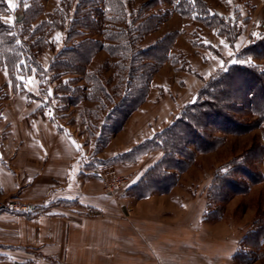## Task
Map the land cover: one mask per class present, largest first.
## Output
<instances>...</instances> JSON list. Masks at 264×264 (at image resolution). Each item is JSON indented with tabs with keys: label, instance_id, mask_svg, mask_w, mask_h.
<instances>
[{
	"label": "rangeland",
	"instance_id": "obj_1",
	"mask_svg": "<svg viewBox=\"0 0 264 264\" xmlns=\"http://www.w3.org/2000/svg\"><path fill=\"white\" fill-rule=\"evenodd\" d=\"M65 1L32 0L33 7L36 8V13L29 15L28 19L32 20L29 23L32 30L52 16L59 19L58 12H54L65 8ZM84 1L73 0L69 21L74 18L80 20L83 15L90 16L96 23L94 27L97 32H93V26H90L89 31V26L76 23L77 28L72 29L78 30L77 35L67 45L87 42V51H96L88 68H101L103 78H113L118 59L110 56L109 52L111 46L118 42L113 36L119 28H124V23L121 25L119 21L106 17L109 7L103 5L104 0H95L90 4L89 0L86 3ZM113 1L116 3V0ZM122 1L126 2L123 4L126 11L142 13L139 17L141 19L154 16L145 28L139 32L137 30L138 34L134 33L141 38V48L156 47L151 55L140 60L156 66L155 72L146 81L148 92L143 103L129 116L120 132L105 141L100 138L101 130L105 129V133L109 134L113 128H117V123L121 120L111 114L118 101L113 105L108 103L99 111L100 119L94 123L96 134L92 136L80 119L79 106L94 108L96 102L85 100L79 106H71L66 100H60L55 95L57 83L50 79L53 76L51 73L45 78V88L48 90L46 94L40 90L41 80L35 70L31 73H18L14 83L8 69L0 63V162H6L13 157L14 150L11 149L15 142L31 140L35 133L39 137L37 132L30 129V125L34 124L33 119L47 118L72 147V160L78 167L76 180L72 177L64 182V186L53 184L55 189L64 191L60 195L63 197L53 202L49 200L47 206L61 207L66 214L77 213L82 218L94 220L96 231L103 235L94 237L95 227L89 228L90 245L94 241L93 243L98 244L102 242L106 248L110 246L114 252V264H136L137 258L144 263L146 254H142L144 245L139 228L158 224L189 225L188 223H194L199 217L202 228L210 232L206 235L202 230L199 235L203 242L208 240L205 245L209 248L220 240H237L236 252L240 249L241 261L234 260L233 257L229 264H264V238L256 242L260 235H264V229L257 227L264 222V124L240 135L215 132L214 137L220 140L216 148L200 153L195 147H190V152L195 153L192 161H187L180 154L175 155V159H183L184 163L176 165L171 161L157 171L169 175L164 187L158 186L161 184L153 185L156 183V175L150 176L153 173L151 170L165 157V144L170 139V134L163 136V133L181 119L184 109L197 100L199 92L211 77L233 63L258 65L264 70V59L245 57L236 60V56L251 41L264 37V0H201L211 13L226 20L224 27H233L232 24L236 22L238 27L233 28L240 35L234 43L228 41L216 28L207 27L195 19L196 15H183V3L179 4V0ZM6 2L9 12L0 14V19L12 26L21 17L24 7L21 8V0ZM78 8L79 12L75 14ZM49 40L52 48H46L38 54V62L44 70L49 69L54 57L65 45L59 31L52 32ZM73 86L89 89L84 80ZM107 115L108 124L105 120ZM238 118L241 122L254 120L244 115ZM42 131L48 133L46 130ZM54 149L50 150L52 155L57 153ZM242 164L263 179L253 184L245 180L248 187L246 193L225 201L218 200L217 195L222 192L220 190L228 194L229 188L224 185L225 182L239 178L240 174L236 169ZM174 166L177 168H173ZM111 174L130 177L128 185L119 191L107 192L102 181ZM146 178L149 182L144 181ZM144 186L147 188L144 189ZM88 196L94 197V207L79 203V197H83L84 201ZM10 199L9 196L0 195V205L15 202ZM12 240H15L13 233L6 229V225H0V242ZM180 242L171 243L169 246L160 243L162 247L174 252L177 264H195V259L201 254H214L208 252L209 248L205 251L203 244L195 245L198 246L195 249H186ZM11 248L13 247L2 248L5 249L3 252L6 254V261H1L0 264H12L9 262L13 261L12 255L8 253ZM169 254L172 255L170 252ZM32 255L33 264H66L53 258L45 259L38 253ZM20 263L24 264V259L15 264ZM151 263V260L145 262Z\"/></svg>",
	"mask_w": 264,
	"mask_h": 264
},
{
	"label": "trees",
	"instance_id": "obj_2",
	"mask_svg": "<svg viewBox=\"0 0 264 264\" xmlns=\"http://www.w3.org/2000/svg\"><path fill=\"white\" fill-rule=\"evenodd\" d=\"M31 1L21 0V8L24 7V9L21 17L15 20L14 25H7L0 19V63L8 69L10 78L14 83H16L15 77L18 73H31L35 70L41 80L40 90L46 94L48 90L45 88V78L51 73L53 76L50 79L57 83L55 95L60 100H66L71 106H79L85 100L96 102L94 108L79 106L81 108L80 119L92 136L96 134L94 123L100 119L99 111L108 103L113 105L118 101L115 104L116 108L111 112L115 118H121L117 123V128H113L109 134L105 133V129L100 132V138L102 137L104 140L114 136L120 132L129 116L143 103L148 92L146 81L156 70V66L140 62L142 58L151 55L156 47L141 48V38L134 35V33L138 34L140 29L145 28L146 24L154 19V16L150 15L141 19L139 17L142 13L126 11L123 7L126 2L122 0H116V3L113 0L112 2L111 0L103 1V5L106 8L109 7L106 17L113 21H119L122 23L121 25L124 23V28H119L113 36V39L118 42L111 46L112 52H109L110 56L118 59L115 65L116 71L113 72L114 77L105 79L102 77L101 70L103 69L90 70L88 68V64L91 63L92 56L96 51L89 53L85 48L87 42L81 41L67 45L72 37L77 35L78 30L72 29V27H76V23L84 27L89 26L87 29L90 31V28L96 24L95 21L86 15H83L80 20L74 18L69 21L74 2L73 0H66L65 8L62 7L61 10L54 12V14L58 12L59 19L52 16L54 18L50 17L51 19L49 18L32 30L29 24L32 20L28 19H30L29 15L36 13V8L33 7ZM179 1V4L183 3V15L188 17L196 15L195 19L207 27L216 28L231 43H234L239 37L240 32L236 33V28H233L238 27L236 22L232 24L233 27H224L226 20L211 13V10L207 9L201 0ZM84 2L86 3L87 0ZM93 2L95 0H89V4ZM97 9L100 10L98 7ZM8 12L6 0H0V14ZM78 12L79 8L75 14ZM96 30L97 28L94 27L93 32L96 33ZM54 31H59L63 35L65 45L56 54L49 69L44 70L38 62V54H41L46 48H52L49 39ZM236 57V60L245 59V57L247 59L252 57L264 59V37L251 41L248 47ZM69 76L72 77L65 78ZM82 80L89 85V89L73 86ZM143 82L144 86L141 85ZM44 90L45 92H43ZM40 109L42 110V107ZM241 115L252 117L254 120L241 122L238 118ZM105 120L108 124V115ZM262 124H264V70L260 66L252 64L233 63L229 65L205 83L197 100L184 109L181 119H178L171 128L163 133V136L170 134V139L165 144L167 150L164 149V160L151 170L153 173H150V176L156 175L154 179L156 183L153 185L161 184L158 185L161 187L166 185L165 182L168 181L169 175L157 173L159 169L164 168L165 164H170L171 161H174L176 165L184 163L182 162L183 159H175V155L180 154L182 158L188 159L187 161H192L195 153L190 152V147H195L196 151L200 153L214 150L220 142L218 138L214 137L215 132L240 135L256 129ZM173 168L177 167L174 166ZM236 171L240 174L239 178L228 179L225 182L224 185L229 188L228 194L224 193V190H220L222 192L218 193V200L225 201L238 194L246 193L248 187L244 183L245 180L253 184L263 179L256 176L250 168L243 164L239 165ZM152 179L153 177L150 178V181ZM144 181L149 182V179L146 178ZM140 186H138L139 189ZM146 186L144 189L147 188ZM209 215H211V211ZM205 219L207 221L208 216ZM257 227L264 229V222ZM263 238L264 235H260L256 242L258 243ZM240 256L239 249L234 260L241 261L242 256Z\"/></svg>",
	"mask_w": 264,
	"mask_h": 264
},
{
	"label": "crops",
	"instance_id": "obj_3",
	"mask_svg": "<svg viewBox=\"0 0 264 264\" xmlns=\"http://www.w3.org/2000/svg\"><path fill=\"white\" fill-rule=\"evenodd\" d=\"M33 122L30 129L37 132L39 137L35 133V136H31V140L15 142L11 149L14 150L13 157L6 162H0V195L9 196L12 201H15L13 203L26 206L29 211L25 214L0 213V225H6V229L15 237V240L10 242H0V262L6 261V254L3 252L5 249L2 248L13 247L11 251L6 250L12 255L13 261L7 260L12 264L21 259H24V264H33V253L41 254L45 259L53 258L59 263L66 262V264H81L82 262L84 264H114V252L111 251L110 246L106 248L102 242L98 244L96 241L90 245L92 226L95 227L94 237L103 235L102 232L96 231L97 225L94 220L82 218L77 213L66 214L61 207L49 208L47 206L49 200L53 202L63 197L60 195L64 191L55 189L53 184L64 186V182L71 180L72 177L76 180L78 167L72 160L74 158L72 147L63 135L58 134L51 121L41 117L33 119ZM42 130L48 133L45 134ZM53 148L57 152H54L55 155L50 152ZM82 198H78L82 205L94 207L96 204L93 196L86 197L84 201ZM199 218L194 223H188L189 225L181 223V226L176 224L160 226L161 224H158V226L150 225L139 228L138 232L144 245L142 254L147 256L144 257V263L137 258L136 264H145L147 260H151L153 262L151 264H177L174 252L162 247L160 243L169 246L178 241H181L180 243L186 249H195L198 248L195 245L203 244L205 251L210 249L208 252L214 253L213 255L206 254V252L205 255L201 254L195 259V264L200 262L203 264L232 263L237 240L234 238L223 242L220 240L209 248L205 245L208 240L205 239L203 242L199 235L202 230L206 235L210 232L202 228ZM121 261H129V259H121Z\"/></svg>",
	"mask_w": 264,
	"mask_h": 264
},
{
	"label": "built area",
	"instance_id": "obj_4",
	"mask_svg": "<svg viewBox=\"0 0 264 264\" xmlns=\"http://www.w3.org/2000/svg\"><path fill=\"white\" fill-rule=\"evenodd\" d=\"M130 177H123L116 174H111L107 178L105 177L102 181V184L107 192L119 191L128 185ZM9 210L17 213H27L28 208L26 206H18L15 203L0 205V211Z\"/></svg>",
	"mask_w": 264,
	"mask_h": 264
},
{
	"label": "snow or ice",
	"instance_id": "obj_5",
	"mask_svg": "<svg viewBox=\"0 0 264 264\" xmlns=\"http://www.w3.org/2000/svg\"><path fill=\"white\" fill-rule=\"evenodd\" d=\"M14 7V5H12Z\"/></svg>",
	"mask_w": 264,
	"mask_h": 264
}]
</instances>
